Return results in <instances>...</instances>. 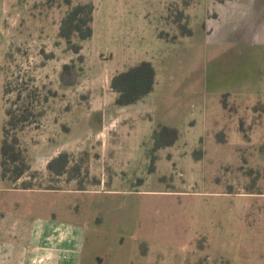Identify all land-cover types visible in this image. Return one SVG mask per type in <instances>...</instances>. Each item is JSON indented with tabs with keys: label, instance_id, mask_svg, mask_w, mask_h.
Segmentation results:
<instances>
[{
	"label": "rangeland",
	"instance_id": "rangeland-1",
	"mask_svg": "<svg viewBox=\"0 0 264 264\" xmlns=\"http://www.w3.org/2000/svg\"><path fill=\"white\" fill-rule=\"evenodd\" d=\"M69 1L0 0V141L6 110L32 102L41 113L17 132L31 169L15 184L0 176V212L36 214L70 200L90 209L96 194L113 189L121 192L118 208H141V224L133 228L152 236L141 250L149 247L153 264H264V116L250 114V105L243 108L252 124L244 120L242 134L222 144L217 141L222 135L212 133L217 114L195 124L177 120L179 142L155 151L151 172L153 118L133 117L118 134L95 130L105 119L91 112L101 105L93 99L106 98L115 69L140 59L158 66L173 54H182L186 64L184 44L191 38L178 36L182 48L171 47L157 30L178 33V24L188 23L185 7L192 2L199 10L195 25L205 0ZM85 2L96 12L94 34L75 38L82 45L76 54L58 29L69 7ZM187 74L184 68L175 85L183 96L192 82ZM260 101L254 108L264 110ZM57 151L70 159L61 176L46 168ZM22 180L38 186L33 189L84 190L45 195L20 188Z\"/></svg>",
	"mask_w": 264,
	"mask_h": 264
},
{
	"label": "crops",
	"instance_id": "crops-1",
	"mask_svg": "<svg viewBox=\"0 0 264 264\" xmlns=\"http://www.w3.org/2000/svg\"><path fill=\"white\" fill-rule=\"evenodd\" d=\"M196 7L194 2L185 7L189 34L173 32L170 25L175 26L174 23H167L171 33L157 30L159 37L171 42V47L180 45L178 36L191 38L193 42L188 47L184 44L186 64L182 54H173L158 66L150 61L154 68L153 89L124 106L115 104L117 93L110 87V80L143 60L115 69L108 79L106 98L99 94L93 99L101 105L91 112L105 119L96 132L113 130V134H118L133 117L153 118L156 127L176 129L177 120L195 124L197 118L214 113L217 116L211 125L212 133L222 135L217 140L222 144L228 136L242 134V123L251 113L264 116V110L254 108L264 99V0H205L203 15L199 21L194 20V25L193 19L199 13ZM184 68L188 71L186 78H192L185 85V96L175 91L176 80ZM248 105L252 107L250 114L243 117L241 110ZM254 126L258 125L253 123ZM176 131L177 139L169 146L179 142ZM142 144L145 149V142ZM122 147L132 150L127 144ZM24 190L61 196L84 188ZM96 195L90 209H82L70 200L61 207L39 208L36 214H20L13 209L0 212V264H153L149 247L145 244L141 250L142 244L152 242V236L136 233L133 228L141 224V208H118L115 200L121 192L113 189L101 190Z\"/></svg>",
	"mask_w": 264,
	"mask_h": 264
},
{
	"label": "trees",
	"instance_id": "trees-1",
	"mask_svg": "<svg viewBox=\"0 0 264 264\" xmlns=\"http://www.w3.org/2000/svg\"><path fill=\"white\" fill-rule=\"evenodd\" d=\"M70 4L69 0H65ZM94 5L91 2L77 3L69 7L60 20L58 37L65 41L68 49L79 53L82 45L75 41H84L91 38L93 34ZM179 34H189L191 30L187 24H178ZM82 56H80L81 58ZM65 68L69 66L64 65ZM154 68L150 61L143 60L138 64L121 71L110 80V87L117 93L115 104L119 106L136 102L153 89ZM32 102L10 108L5 111L6 119L2 125V137L0 141V176L4 182L15 184L19 179L29 173L31 166L28 161L25 149L21 147L17 132L21 131L28 124L36 122V113ZM256 109V108H255ZM177 139V131L165 125H158L152 134V147L150 148L151 165L149 171L154 170L156 160L155 151L161 147L169 146ZM69 154L60 152L50 159L46 165L49 173L61 176L67 172ZM30 178V175H28ZM20 188H37L31 180H22ZM41 188V187H40Z\"/></svg>",
	"mask_w": 264,
	"mask_h": 264
}]
</instances>
